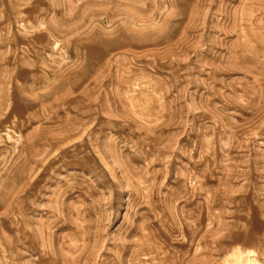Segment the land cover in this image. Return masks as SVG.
Returning a JSON list of instances; mask_svg holds the SVG:
<instances>
[{
	"label": "rangeland",
	"instance_id": "374dc122",
	"mask_svg": "<svg viewBox=\"0 0 264 264\" xmlns=\"http://www.w3.org/2000/svg\"><path fill=\"white\" fill-rule=\"evenodd\" d=\"M264 264V0H0V264Z\"/></svg>",
	"mask_w": 264,
	"mask_h": 264
},
{
	"label": "bare ground",
	"instance_id": "6f19581e",
	"mask_svg": "<svg viewBox=\"0 0 264 264\" xmlns=\"http://www.w3.org/2000/svg\"><path fill=\"white\" fill-rule=\"evenodd\" d=\"M254 255L250 251L237 252L232 254L234 258V264H257L256 261L252 258Z\"/></svg>",
	"mask_w": 264,
	"mask_h": 264
}]
</instances>
